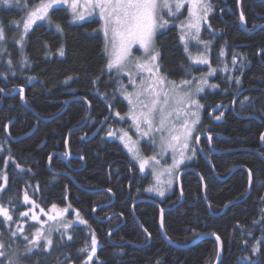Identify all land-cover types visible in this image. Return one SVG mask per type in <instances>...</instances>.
<instances>
[{"label":"trees","instance_id":"1","mask_svg":"<svg viewBox=\"0 0 264 264\" xmlns=\"http://www.w3.org/2000/svg\"><path fill=\"white\" fill-rule=\"evenodd\" d=\"M24 1L28 0L0 5V27L5 32V40L0 41V173L6 170L7 194L17 199L16 205L31 207L30 203L23 205L27 193L39 210L49 212L55 205L64 220L61 216L54 220L51 247H39L22 258V264H84L93 237L97 246L90 264H214L218 254L215 240L176 249L160 233L158 207L150 202L134 205L136 199L155 198L139 190L149 179H143L132 157L108 136L110 128L119 124L115 114L126 115L128 104L119 96V76L106 68L100 21L75 24L66 9L56 8L50 18L60 28L36 24L21 47L16 41L22 29L13 21L24 20ZM238 2L209 0L216 9L210 14L212 22L218 24L209 39L205 36L213 44L212 65L222 66L223 47L230 53L228 63L235 57L242 61L235 77L219 73L213 81L215 90L201 96L208 108L201 114L198 133L211 136L213 148L226 152L211 154L207 141L201 143L219 177L238 169L228 180L220 181L196 149L197 157L187 167L196 173L186 172L181 188L176 185L174 195L160 205L172 207L184 196V202L163 218L164 230L173 242L187 245L200 234H214L224 248L220 264H264V146L260 140L264 134V30L249 36L240 29ZM223 8V16L232 24L222 26L218 14ZM241 12L249 27L257 15L264 23V0H242ZM156 46L161 73L170 81L180 82L202 72L188 58L177 24L158 34ZM16 88L24 89L26 105L43 121L22 106L19 97L6 96ZM241 92L244 94L232 107ZM89 106L92 116L88 124L70 134L67 164L59 155L68 156L69 132L83 125ZM217 106L222 115L211 110ZM113 196L114 203L94 215ZM225 207L223 214L215 216ZM42 219L47 222L46 217ZM14 220L18 222L19 217ZM123 220L124 225L109 238ZM257 244L259 251L254 253ZM84 248L89 251L82 252Z\"/></svg>","mask_w":264,"mask_h":264},{"label":"snow or ice","instance_id":"2","mask_svg":"<svg viewBox=\"0 0 264 264\" xmlns=\"http://www.w3.org/2000/svg\"><path fill=\"white\" fill-rule=\"evenodd\" d=\"M188 4V16L186 21L180 24L181 35L180 40L186 41V37H191L200 43L199 34L201 31L202 22H206L208 15L212 12V4L209 0H41L38 7L32 9H26V19L22 21L23 33L17 43L23 46L24 36L28 33L31 26L38 20H44L48 18L49 10L55 5L68 4L73 12L74 18L84 19V11L89 9H99V15L104 21L103 32L106 37V54L108 60L106 68L111 71L117 69V74H124L129 76V83L134 85V91L126 94V99L131 106L130 119L133 121V125L141 138L151 135V143L156 144L157 137L154 133H160L159 142L161 151L171 150L177 155L173 156V164L170 168L166 169L169 176L172 175L173 169L179 168L184 163L185 150L189 149L190 140L193 138V133L196 131L195 125L199 123L198 112L193 110L190 112L191 120L185 118L182 123L177 124L172 120L175 116L177 120L180 119L181 114L185 117L189 115L186 108L199 109L202 107L199 101L193 97L190 90L181 89V87L175 82L170 81L160 71V65L158 63L160 58V52L155 48L154 35L160 28L166 27L171 21L169 18H178L181 14V10L185 4ZM20 0H0V5L12 6L19 5ZM82 8L83 11H78ZM240 20H244V15L241 13ZM20 26L21 22L13 21ZM59 29L60 26L56 25ZM187 30V31H186ZM194 30V32L192 31ZM5 40V32L3 27H0V41ZM139 45L143 50V56L132 57L133 45ZM185 51L188 52L187 44ZM60 55L64 54L63 48L59 49ZM223 55V50L220 53ZM195 64H209V61L203 58V55L198 56L193 60ZM236 63L235 58L232 61ZM11 64V61H9ZM227 71V66H225ZM215 69H211L208 75H214ZM147 74V75H144ZM139 76V82L137 83L136 76ZM68 79H71L69 77ZM231 79V78H229ZM67 82V81H65ZM191 81L184 79L180 82L182 85H188ZM237 85L240 84L239 78L235 79ZM202 85H207V79H201ZM215 88L217 85H208ZM3 91V89H0ZM203 87H197L196 93L202 92ZM23 89H21V93ZM21 94V99H23ZM248 98L245 97V101ZM242 106L244 101H241ZM119 115V113H117ZM222 115V113H221ZM123 119V117H121ZM216 119H220L217 116ZM146 125V129H142L141 125ZM164 133H167L165 135ZM109 135H115L110 132ZM122 142H125V147L129 152L134 153V158L139 157V149L133 147L138 144V141H132L127 131H123V134L119 137ZM198 142L199 137L195 138ZM260 139L264 141V134ZM208 140L211 141V136H208ZM195 152V149H192ZM190 158V157H187ZM151 159H155L153 156ZM148 160L140 159V170L145 169ZM159 164V160H156ZM251 176V174H249ZM157 182L162 183L157 174ZM171 184V180L167 181ZM152 187H149L147 191H153ZM158 191V194L163 196V191ZM24 203H32L27 193L23 197ZM55 211L56 206H52ZM43 211V210H41ZM66 211V209L62 210ZM264 211V209H262ZM22 215L27 216L28 212H23ZM0 216L4 221H12V215L9 210L0 205ZM55 217L50 216L52 220ZM33 220H37L38 217L32 216ZM80 223H85L81 220ZM51 229L49 235L45 237L46 245L39 246V240L42 233L37 231L34 238L30 239L25 235L24 240L29 241L33 247L25 246L24 257L27 258L29 253H33L34 249L39 246L44 250H48L51 247L53 241L51 239ZM17 235L16 232L11 233L12 237ZM71 239V237H69ZM219 239V237H217ZM14 242V241H13ZM97 241L93 237L91 242V250L87 257L88 261L92 260V257L96 253ZM11 244H5L0 239V264H22V260L16 256L13 252L9 255L5 248H10ZM82 252L89 251L88 248L81 249ZM252 251L258 252V244L253 245ZM159 264V261H157Z\"/></svg>","mask_w":264,"mask_h":264},{"label":"rangeland","instance_id":"3","mask_svg":"<svg viewBox=\"0 0 264 264\" xmlns=\"http://www.w3.org/2000/svg\"><path fill=\"white\" fill-rule=\"evenodd\" d=\"M32 3H29V0L26 2L24 1V3H21V8L22 9H32L35 7H38L41 0H30ZM188 7L189 5L186 3L184 8L181 10V14L179 15L178 18H169L170 19V23L164 27V28H160L156 31L155 35H154V44H155V48H157L156 46V37L158 36V34H160L161 32H163L164 30H166L169 26L171 25H175L177 24L179 30H180V35L181 33V28H180V24L183 21H186L187 16H188ZM56 8H64L66 9L72 18V22L75 24H79V23H83L92 19H98L101 23V27H100V32L102 33L104 40H105V48H106V37L105 34L103 32V24L104 21L101 19L100 15H99V9H89L88 11H84V19H78V18H74L73 12L70 9V7L68 6V4H61V5H55L52 9L49 10V14H48V18L44 19V20H38L36 21V23H34L31 28L36 25V24H45L48 27L51 28H55L58 29L56 27V25L53 24L51 18H50V14L51 12L56 9ZM78 11H83L82 8H79ZM211 14V13H210ZM209 14V15H210ZM208 15V16H209ZM24 19H26V15L24 17ZM177 21V22H176ZM204 25V22H202L201 25V29ZM21 29H22V33H23V24L22 22L20 23ZM30 28V29H31ZM30 31V30H29ZM187 31V30H186ZM194 32V30H192ZM201 33V31H200ZM27 35V34H26ZM25 35V36H26ZM24 36V38H25ZM203 35L199 34V38H200V43L197 42V40L192 39L190 36L186 37V41L182 42L184 47L187 44L188 47V53L190 54V58L191 61L193 63V60L195 58H197L195 56V54H192V47H197L196 45H199V47L201 48L200 50H198L197 48L196 50V54L197 51H202L203 54H205L204 51H208V43H206L205 41H203L202 39ZM107 56V54H106ZM143 56V50L140 49L139 45H133L132 48V57H130L131 59H134L135 57H140ZM205 57V55H203V58ZM108 58V56H107ZM208 60V57L206 55L205 57ZM196 66H201V67H205L208 64H195ZM111 71H114L115 73H117V69H112ZM118 75V74H117ZM147 75V74H144ZM206 75V74H204ZM208 75V73H207ZM119 87H118V92H119V96L126 101V103L128 104V112L126 113V115H122L119 114L117 115V113L115 114V119L119 122V124H116L115 127H111L109 130V133H115V135H109L108 136L110 139L112 140H116L118 141L124 148V150L136 161V163L138 164V166L140 165V159H145L148 160V163L145 166V169L143 171H141L143 174H149L152 177V183L149 187H152L154 190L153 191H147V193L151 196L154 197H159L161 199H167L170 198L173 194H174V187L175 184L177 183V174L179 173V171L182 169V167L184 165H187L190 161L194 160L196 158L197 155V151L195 148V137L198 135L199 131L201 130L199 124L201 122V113L199 110L195 109L194 107L191 109L186 108V111L189 113V115L187 117H185L183 114H181V117L179 120L176 119L175 116L172 117V120L177 124V126H179L180 123H182L183 119L187 118L189 120L192 119L190 112L195 110L198 112V116H199V123L195 125L196 131L193 133V138L190 140L189 143V149L185 150V157L186 159L184 160V163L181 164L179 166V168L173 169L172 175L169 176L166 169L170 168L171 165L173 164V156L177 155L176 153H173L171 150H166V151H161L160 148V142H159V136L161 135L160 133H154V135L157 137L156 140V144L153 145L151 143V135L147 136V137H143L141 138L139 136V134L137 133L134 125H133V121L130 119V108L131 106L128 103V99H126V94L129 92H133L134 89V85L129 83V76L128 75H124V74H119ZM136 80L137 83L139 82V76H136ZM178 84V83H177ZM181 89H187L190 90L193 94V97L199 101L200 96L204 93V91L206 90L207 87H205V85H202L200 81H193L188 85H182V84H178ZM197 87H203V91L196 93V89ZM205 87V88H204ZM200 103V101H199ZM123 117V119L121 118ZM142 129H146L147 126L146 125H141ZM123 131H127L129 137H131L132 141H138V144L133 145V147H136L139 149V159L138 158H134V153L129 152L128 148L125 147V142H122L121 139L119 138L122 134ZM165 135H167V133H164ZM192 149H195V152H192ZM153 156H155V159H151ZM190 157V158H187ZM156 160H159V164L156 163ZM140 168V166H139ZM6 171V170H5ZM5 171H3L2 173H0V205H2L3 207H5L6 209L9 210L10 214L12 215V221H4L3 217L0 216V225L4 226V230L1 229L0 227V239H2L5 244H11L10 248H5V251L11 255L13 252L16 253V256L20 259L24 258V253H25V246L27 245L28 247H33L29 241L24 240L23 237L25 235L29 236L30 239L34 238L35 233L37 231H40L42 233L41 238L39 240V246L41 245H46V240L45 237H47L49 235V230H52V226L54 223V220H56L57 218H59V216H61V211L58 209H55V211L53 209H51L49 212H46V210H39L38 207L34 204V203H30L29 208H24L21 207L20 205H16L17 203V199H13L11 197H9V195L7 194V187H8V177L7 174L5 173ZM157 174H159V179L162 183H158L157 182ZM171 180V184H168L167 181ZM147 188V189H148ZM163 191L164 195L161 196L158 194V191ZM23 205L26 206V204L23 201ZM23 212H28L27 216L22 215ZM36 216L38 217L37 220H33L32 216ZM19 217V221L16 223H13L15 220V217ZM55 217L54 219L50 220L49 217ZM58 216V217H57ZM42 217H46L47 218V222L45 223L42 219ZM61 220H64L63 216H61ZM16 232L17 235L15 237L11 236V233ZM52 233V231H51ZM5 235H6V239H5ZM52 235V234H51ZM14 241V242H13ZM39 246H37L34 250H38ZM30 254V253H29ZM91 261H87L84 264H90Z\"/></svg>","mask_w":264,"mask_h":264},{"label":"flooded vegetation","instance_id":"4","mask_svg":"<svg viewBox=\"0 0 264 264\" xmlns=\"http://www.w3.org/2000/svg\"><path fill=\"white\" fill-rule=\"evenodd\" d=\"M223 10H224V8L219 12V14H218V17L220 18V22H221V24H222V26L223 25H229V24H232L231 22H227V19L223 16ZM214 11H216V9L215 10H213V12ZM215 15V14H214ZM212 18H214V17H211L210 15L207 17V20H206V22H204V25H203V27H202V29H201V35H203V37H202V39H203V41H205L206 43H208V51H207V53H206V51H204L205 52V54H203L202 53V51H197V54H196V48L198 49V50H200L201 48L199 47V45H196L197 47H192L191 46V49H192V54H195V56L196 57H198V56H200V55H205V57H206V55H207V57H208V61H209V64L207 65V66H205V67H201V66H196V65H194L193 63H192V61H191V58H190V54L188 53V52H186V54H187V56H188V58L190 59V61H191V63H192V65H194L196 68H200V69H202V72L201 73H199V74H197V75H194V76H191V77H189V79L188 80H190L191 82H193V81H200L201 82V79L202 78H206L207 79V85H205V87H207L206 88V90L204 91V93H207V92H209V91H214L215 90V88H212V87H209L208 85H215V83L213 82L214 80H215V78H216V76L219 74V73H221V74H223V77H225L226 75L227 76H229V77H235L236 76V74L239 72V69H238V65L241 63V59L240 58H238V57H235V60H236V63L235 64H233L230 60H229V63H228V59H229V55H230V53H229V51H228V49H227V47H223V55H221L220 54V62H221V67H214L213 65H212V61H211V49H212V46H213V44L210 42V40H206V38H205V36L207 37V39H209L210 37H211V35L210 34H212L214 31H215V27H216V25H218V24H214V22H212L213 20H212ZM255 20H253L254 21V23H252L251 25H250V27L248 26V24H247V22H246V18L244 17V22L246 23V27H247V29L249 30V31H254V30H256L258 27H260L259 28V30H264V23H261L260 21V19H262L261 17H259L258 15L254 18ZM237 20H238V24H239V27H240V24H241V20H240V16H239V13H238V17H237ZM220 26V25H219ZM263 26V27H262ZM179 29V28H178ZM222 29L223 28H220V29H218V30H220V31H222ZM258 30V31H259ZM180 31V30H179ZM257 31V32H258ZM208 32V33H207ZM207 33V34H206ZM255 34V33H254ZM220 35H222V34H219V36ZM253 35V34H252ZM250 36V35H249ZM182 43V42H181ZM182 45H183V43H182ZM183 47H184V45H183ZM236 47L237 48H239L240 46L239 45H236ZM185 48V47H184ZM221 50V51H222ZM221 53V52H220ZM204 57V58H205ZM259 57H260V55H259ZM206 59V58H205ZM159 63V62H158ZM225 66H227V71H225L224 69H225ZM211 69H215V73H214V75H211V76H209V75H207V73L211 70ZM161 71V70H160ZM204 74H206V75H204ZM169 80V79H168ZM181 82V81H180ZM180 82H176V83H180ZM204 87V88H205ZM1 92H3V91H0V93ZM203 93V94H204ZM202 94V95H203ZM244 94V92H241V93H239L238 95H237V97L239 96V98L241 97V95H243ZM4 95H6V94H4ZM201 95V96H202ZM7 96V95H6ZM201 96H200V98H199V101H200V99H201ZM16 97H21V93L18 95V96H16ZM236 97V98H237ZM235 98V99H236ZM235 99L233 100V102L231 103V105H232V107L234 106V104L236 103V102H234L235 101ZM200 105H202V107H200L198 110L200 111V113L202 114V112H203V110H204V108L206 109V108H208V107H206L201 101H200ZM221 106V105H220ZM220 106H217L216 108L215 107H213L211 110H213V111H215V113H223V112H221V108H220ZM212 112V111H211ZM210 112V113H211ZM199 126H201V122H200V124H199ZM201 128V127H200ZM200 135H203V133L202 134H199L197 137H199ZM206 135H208V134H206ZM196 138V137H195ZM202 141H207L206 139H203V140H201V142H200V147H201V143H202ZM194 145H196V139L194 140ZM207 144H208V149H209V153H211L212 154V152H211V150H210V146H209V143H208V141H207ZM211 146H212V142H211ZM196 147H197V145H196ZM213 147V146H212ZM196 149H198V148H196ZM215 149V148H214ZM202 150L204 151V153H205V150L202 148ZM216 150V149H215ZM199 151V150H198ZM200 152V151H199ZM205 155H206V153H205ZM215 155V154H214ZM68 157V156H67ZM67 157H65V158H67ZM196 157H197V155H196ZM206 157H207V155H206ZM71 158V157H70ZM70 158H69V160H68V163H69V161H70ZM201 158L204 160V158L202 157V155H201ZM62 159H64V158H62ZM133 159V158H132ZM209 159V158H208ZM134 160V159H133ZM64 161H65V159H64ZM135 161V160H134ZM205 161V160H204ZM136 162V161H135ZM191 162V161H190ZM189 162V163H190ZM67 163V164H68ZM188 163V164H189ZM205 163H206V161H205ZM137 164V163H136ZM184 165L183 167H182V169L179 171V173H181L182 171H184L185 169H189V168H187L189 165ZM207 164V163H206ZM138 165V164H137ZM138 168H139V166H138ZM190 169H192V168H190ZM139 172H140V174H141V176L143 177V179L145 180V178H148L149 179V182H148V184H146V181H145V183H143V187H142V190L141 189H139L142 193H147V188H148V186H150L151 185V183H152V177L149 175V174H143L141 171H140V168H139ZM179 173L177 174V183L175 184V187H174V193H175V190H176V185L178 186V175H179ZM148 194V193H147ZM174 195V194H173ZM154 197V196H153ZM115 198V197H114ZM155 199H145V198H140V199H136L135 201H134V205H135V202L136 201H142V200H145V201H151L152 202V204L153 205H155V206H159L161 209H165V208H171V207H165V208H162L161 207V205H160V203L161 202H164L166 199H161V198H159V197H154ZM144 203V202H143ZM138 204H140V203H138ZM178 204V203H177ZM105 205V204H104ZM175 206V205H174ZM134 207V206H133ZM173 207V206H172ZM159 209V208H158ZM159 211H160V209H159ZM124 221V220H123ZM123 221H122V223H123ZM121 223V224H122ZM124 223H125V221H124ZM120 224V225H121ZM124 225V224H123ZM117 228V227H116ZM115 228V229H116ZM114 229V230H115ZM118 230V229H117ZM113 231V230H112ZM111 231V232H112ZM116 231V230H115ZM114 231V232H115ZM110 232V233H111ZM109 233V234H110ZM113 233V232H112Z\"/></svg>","mask_w":264,"mask_h":264},{"label":"water","instance_id":"5","mask_svg":"<svg viewBox=\"0 0 264 264\" xmlns=\"http://www.w3.org/2000/svg\"><path fill=\"white\" fill-rule=\"evenodd\" d=\"M241 2H242V0H239V2H238L239 16H241V13H242V12H241ZM262 27H263V26H262ZM259 28H260V27H258V28H257L256 30H254V31H249V30L247 29V27H246V23L244 22V20L241 21V24H240V29H241L244 33H246L247 35H252V34L256 33V32L259 30ZM21 89H23V88H16V89L13 91V93L7 95V97L14 98V97L18 96V95L21 93ZM21 94H22L23 97H24L23 99H21V97H20V102H21L22 106H24L25 108H27V110H29L30 112H33V113H34V111H33L31 108H29V107L26 105V103H25V91H24V89H23V92H22ZM238 98H239V96L235 99L234 102H236V100H237ZM69 103H70V102H69ZM69 103H67V105H66L64 111L66 110V108H67V106L69 105ZM64 111H63V112H64ZM61 114H62V113H60L58 116H60ZM34 115H35L40 121H43V120H44V119L40 118L36 113H34ZM91 116H92V109H91V107L89 106V114H88V116H87L85 122L83 123V125L80 126V127L74 128V129H72V130L69 132L68 139H67V155H68V157H67V158H64L66 163H68V160H69V158L71 157V154H70L69 149H68V141H69L70 134H71L73 131H75V130H80V129L84 128V127L88 124V122H89ZM45 121H46V120H45ZM208 136H209V135H206V134H203V135H200V136H199V140H198V142H197V140H196L197 148H198V150L200 151V154L202 155V157L204 158V160L206 161V163L212 168L215 177H216L217 179H219L220 181H226V180H228V179H229V178L235 173V171H236L238 168H234V169H232L231 172H230L225 178H221V177L218 176V174L214 171V169H213V167H212V164H211V162L209 161L208 157H206L204 151H203L202 148L200 147V142H201V140L206 139V140L208 141V143H209L210 150H211L212 154H215V155H221V154H225L226 152L215 150V149L211 146V141L208 140ZM260 140H261V139H260ZM261 144H262V146H264V142H263L262 140H261ZM59 157H60V158H63L62 155H59ZM48 167H49V169H50V166H48ZM188 171H193V172L196 173V171H195V170H192V169H185L184 171H182L181 173H179V175H178V185H179L180 188H181V178H182V176H183L186 172H188ZM249 177H250V175H249ZM203 193H205V187L203 188ZM204 198H205V196H204ZM246 198H247V197H246ZM114 201H115V198H114V196H113V199L111 200L110 203L105 204V205H101V206L97 207V208L94 210V215H95V213H96V211H97L98 209H100V208H102V207H109V206H111V205L114 203ZM143 202H150V203H152L151 201H145V200H142V201H141V200H140V201H136V202H135V205L138 204V203H143ZM183 202H184V196L182 195L180 202H179L178 204H176L175 206L171 207V208L161 209V208L158 206V208L160 209L159 229H160V233H161L162 237L164 238V240H165L170 246H172V247H174V248H176V249H179V250H186V249H188V248H191V247H194V246L198 245L199 243H201L202 241H204V240H206V239H213V240H215V241L217 242V245H218V254H217V258H216V261H215L214 264H220V263H221V260H222V257H223L224 248H223V244H222L221 240H220V239H217V236H216V235H214V234H200V235H198V236L196 237V239H194L191 243H189V244H187V245H179V244L173 242V241L167 236V234H166V232H165V230H164V226H163V218H164V214H165L166 212L170 211V210H173V209L177 208V207L180 206ZM228 206H229V205H228ZM228 206H227V207H228ZM227 207H225V208L223 209V211H222L220 214L215 215V216H219V215L223 214L224 210H225ZM208 208H209V211H211L209 206H208ZM211 214L213 215L212 212H211ZM110 218H111V217H110ZM110 218H109V219H110ZM107 220H108V219H107ZM107 220H103L102 222H106ZM123 224H124V221H123V223H122L121 225H119L115 230H117V229H119L120 227H122ZM115 230H113L112 232H114ZM112 232L108 235L109 238H110V235L112 234ZM150 242H151V239L149 238V241H148L147 245H148ZM124 245H125V244H117V246H120V247H121V246H124Z\"/></svg>","mask_w":264,"mask_h":264}]
</instances>
